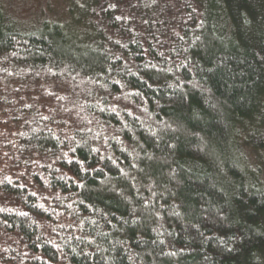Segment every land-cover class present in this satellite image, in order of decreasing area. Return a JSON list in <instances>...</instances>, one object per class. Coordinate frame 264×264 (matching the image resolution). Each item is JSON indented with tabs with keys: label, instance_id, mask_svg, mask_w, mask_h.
I'll use <instances>...</instances> for the list:
<instances>
[{
	"label": "trees",
	"instance_id": "16d2710c",
	"mask_svg": "<svg viewBox=\"0 0 264 264\" xmlns=\"http://www.w3.org/2000/svg\"><path fill=\"white\" fill-rule=\"evenodd\" d=\"M0 3V264H264V0Z\"/></svg>",
	"mask_w": 264,
	"mask_h": 264
},
{
	"label": "rangeland",
	"instance_id": "374dc122",
	"mask_svg": "<svg viewBox=\"0 0 264 264\" xmlns=\"http://www.w3.org/2000/svg\"><path fill=\"white\" fill-rule=\"evenodd\" d=\"M80 0H0L7 17L19 27L28 29L43 18H63L69 16L68 6Z\"/></svg>",
	"mask_w": 264,
	"mask_h": 264
}]
</instances>
